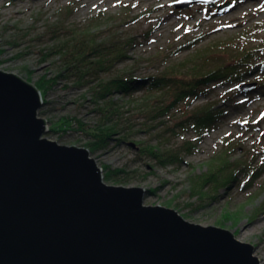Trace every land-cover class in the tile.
<instances>
[{
  "label": "rangeland",
  "instance_id": "rangeland-1",
  "mask_svg": "<svg viewBox=\"0 0 264 264\" xmlns=\"http://www.w3.org/2000/svg\"><path fill=\"white\" fill-rule=\"evenodd\" d=\"M181 1L200 0H0V71L32 85L43 76L53 78L55 60L45 55L56 45L54 38L68 39L74 32L125 45L127 60L115 67L114 74L138 80L156 77L185 61H191L189 69L231 65L241 54L251 52L249 59L235 64L240 71H248L242 82L210 83L205 95L190 101V109L222 102L226 115L200 143L191 129L169 140L170 150L184 142L197 145L192 153L182 155L179 164L161 166L140 155L142 143L163 145L156 137L162 127L148 133L145 128L150 124L143 128L136 104L129 103L143 102L141 91L131 98L115 97L128 122L122 123L134 126L133 137L125 143L113 137L106 150L91 158L103 177L109 175L103 182L139 185L147 191L143 203L166 205L188 221L223 228L253 246L254 256L264 264V0H217L213 8L195 4L188 9L185 3V9L175 10L174 4ZM226 5L230 7L218 11ZM211 45L218 48L208 51L204 59L199 52ZM66 88L69 85L59 82L48 94L41 119L48 128L63 118L93 127L96 116L90 112V96L85 89ZM180 115L176 107L155 124L170 127L182 119ZM44 138L80 147L89 141L75 125L65 133L48 132ZM228 147L233 151L227 155ZM225 154L248 168L238 171L232 185L219 190L215 198L210 193L212 200L193 196L190 178L208 172L210 162ZM243 182L246 187L241 188Z\"/></svg>",
  "mask_w": 264,
  "mask_h": 264
},
{
  "label": "water",
  "instance_id": "water-1",
  "mask_svg": "<svg viewBox=\"0 0 264 264\" xmlns=\"http://www.w3.org/2000/svg\"><path fill=\"white\" fill-rule=\"evenodd\" d=\"M43 104L0 71V264H260L223 228L143 203L137 184L103 182L87 149L44 138Z\"/></svg>",
  "mask_w": 264,
  "mask_h": 264
},
{
  "label": "trees",
  "instance_id": "trees-1",
  "mask_svg": "<svg viewBox=\"0 0 264 264\" xmlns=\"http://www.w3.org/2000/svg\"><path fill=\"white\" fill-rule=\"evenodd\" d=\"M54 39L57 40L56 45L45 57L52 61L55 60L53 67L56 73L51 79H46V76L41 77L34 83V86L41 93L44 103L45 98L59 82L69 85L70 88L66 89H85L90 96L89 101L92 102L90 112L96 116V124L90 127L75 119L63 118L53 124L49 132L65 133L75 125L79 132L89 138L84 147L89 150L90 155L106 150L109 143L114 141L113 137L119 136L117 143H125L133 137L134 126L125 125L128 122L123 120V108L120 107L118 101H115V97L131 98L135 91H141L143 102L129 103L136 104L137 114L144 123H141V126L144 128L150 124L145 128L148 133L162 127V133H158L156 137L160 138L158 140L163 145L159 148V145L151 147L142 143L139 153L161 166L177 165L182 155L190 154L197 149V145L193 142H184L177 150H170L167 144L177 133L191 129L196 135L195 142L200 143L203 136L213 130L217 123L225 117L226 110L222 102L221 104L207 102V104L190 109L189 105L192 103L190 101L197 99L200 94L205 95L204 88L210 83L242 82L248 71H240L239 66L235 64L249 59L251 53L241 54L231 65L207 67L208 64H203L194 65L192 69H189L191 61H188L189 63L185 61L177 66L166 68L156 77L138 80L134 79L135 77L114 74L115 67L127 60L125 45L118 41L102 40L99 36L89 32H74L68 39H62L59 36ZM129 45L131 46L132 43ZM217 48L216 45H211L199 53L206 59L209 56L207 52ZM103 76L108 77L103 78ZM85 99L84 96L82 100ZM226 100L227 98L223 99V103ZM176 107H179L181 120L170 127L163 122L155 124L156 121L168 117ZM122 121H126L125 124ZM125 129H127L126 133ZM232 151L233 148L228 147L227 155ZM238 162L233 163L232 158L227 157L226 154L215 158L210 162L208 172L190 178L192 195L208 199L210 193H213V198H215L219 190L228 189L227 187L235 181L238 171H245L248 168L247 165L237 164ZM113 174L118 175L121 172L113 171ZM104 178L109 179V175ZM245 181H248V178ZM114 182L117 185L123 184L120 180ZM249 182H252V178ZM240 186L241 188L246 187L245 182ZM213 198L210 197L211 200Z\"/></svg>",
  "mask_w": 264,
  "mask_h": 264
},
{
  "label": "bare ground",
  "instance_id": "bare-ground-1",
  "mask_svg": "<svg viewBox=\"0 0 264 264\" xmlns=\"http://www.w3.org/2000/svg\"><path fill=\"white\" fill-rule=\"evenodd\" d=\"M258 2V1H257ZM256 3V2H255ZM246 4H248V3H246ZM257 6L258 5V3L257 4H254V5H252V4H249V5H247L246 7H248V6ZM250 6V7H251ZM45 121V120H44ZM46 122V121H45ZM47 123V122H46ZM86 149V148H85ZM88 150V149H87ZM89 151V150H88ZM90 153V152H89ZM91 156V155H90ZM103 177V176H102ZM103 180H104V177H103ZM140 188V187H139ZM140 189H142V188H140ZM146 193H147V191H145V195H146Z\"/></svg>",
  "mask_w": 264,
  "mask_h": 264
}]
</instances>
